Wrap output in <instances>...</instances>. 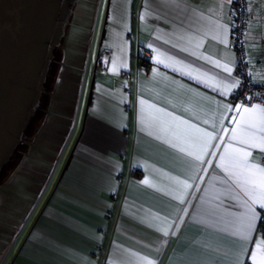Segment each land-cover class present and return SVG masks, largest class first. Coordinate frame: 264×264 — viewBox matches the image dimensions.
I'll list each match as a JSON object with an SVG mask.
<instances>
[{
    "label": "crops",
    "instance_id": "crops-1",
    "mask_svg": "<svg viewBox=\"0 0 264 264\" xmlns=\"http://www.w3.org/2000/svg\"><path fill=\"white\" fill-rule=\"evenodd\" d=\"M177 3L179 7L165 6L159 0H108L103 34L76 87L59 90L58 64L39 124L15 166L0 182L1 206L7 188H18L15 182L19 174L31 173L23 177L30 178L28 188L20 186L22 190L9 193L25 204V211L10 229L8 240L0 241V264H234L238 257L247 262L244 249L253 243L234 236L230 228L235 219L230 213L242 211L231 198L239 190L224 182V173L215 166L223 144L216 149L217 156L203 157L211 164L198 163L187 152H199L206 138L181 122L224 135L227 141L230 131H218L232 127L224 104L234 108L240 102L234 99V92L220 96L186 76L153 64L151 56L159 54L146 47L154 44L224 78L217 82L201 77L209 83L223 86L233 78L239 81L232 2ZM147 7L153 15L142 20ZM246 8L244 55L251 81L262 84L264 0H246ZM201 16L204 19H198ZM216 24L228 28L219 38H214ZM189 35L202 40L203 46L194 49L197 55L229 64L232 76L162 42L168 39L188 46L180 37ZM157 36L161 39H155ZM121 61L127 64L126 69L120 67ZM140 62L146 69L140 68ZM153 67L158 69L156 73ZM70 91L71 96L63 95ZM152 105L180 117L176 121L165 118L171 130L161 139L155 138L158 130L149 126L153 115H161ZM165 138L177 147L165 143ZM45 139L55 155L42 178L32 174L30 165L35 167L41 160L40 144ZM180 147L185 151H179ZM258 155L253 153L254 158ZM199 168H207V172ZM146 177L149 183H141ZM176 180L198 186L186 189L184 204L174 199L185 191ZM256 210L264 217V210L258 206ZM262 225L256 224L253 242L262 238ZM162 229L170 234L165 237Z\"/></svg>",
    "mask_w": 264,
    "mask_h": 264
},
{
    "label": "snow or ice",
    "instance_id": "snow-or-ice-1",
    "mask_svg": "<svg viewBox=\"0 0 264 264\" xmlns=\"http://www.w3.org/2000/svg\"><path fill=\"white\" fill-rule=\"evenodd\" d=\"M160 3L165 6L172 5L179 7L177 0H159ZM232 0H228L231 3ZM153 11L150 7L146 8V15L142 14L141 19L144 20L148 16H152ZM158 15V14H157ZM195 17V13L192 14ZM202 20L204 17H199ZM190 22H194L192 17L189 18ZM228 30L226 25H215L216 36L219 38L226 33ZM207 35V32H204ZM188 46H181L173 43L168 39H164V44H170L171 47L177 48L180 52L187 53L193 56L195 59H203L205 63H211L213 67L221 69L227 73L228 77L232 76V67L229 64H221L219 60H216L210 56L204 54L197 55L194 49L202 47V40L199 36L189 35L186 38ZM155 39H161L157 36ZM223 42L227 44V40ZM152 53H158V55H152L151 61L155 65H162L166 69H171L172 72L178 73L180 76H186L190 80H194L197 84H201L204 87L210 88L211 90L218 93L220 96L227 97L231 95L240 85L238 80L234 78L227 81L223 86H218V83H209V79H202V76L216 79L217 82L224 79L219 76H213L212 73L206 71L203 68L197 67L195 64L190 63L187 60H183L178 56L173 55L171 52H167L164 49H158L154 44L146 45ZM193 49V50H190ZM176 65H181L177 67ZM113 66L115 68V59L113 60ZM120 67L127 68V64L121 61ZM153 73H156L158 69L153 67ZM198 73L194 75L193 73ZM264 84V81H261ZM247 99H251L248 97ZM141 104L145 101L141 100ZM156 113L161 115H153L151 117L150 127L156 128L158 134L156 139H161V135H167L171 130L169 120L171 121L180 120V117L174 116L171 112H166L164 108H158L152 105ZM224 108L227 109L231 114V119L228 121L232 125L231 129L222 127L218 131L221 133H229L227 141H225L224 135H216L213 132L207 131L206 129L200 128L195 124H189L188 121H181L187 124L190 128L195 129L196 133L201 134V137L206 138L204 141V147L199 152H187V155L192 156L195 161L200 164H211L210 159H203L205 156L215 157L218 155L216 149L221 147L223 144V151L219 153V162L215 165L226 177V181L231 182V186L234 189H238L237 195L231 197L236 202L242 211L236 213H230L235 217L234 221L230 222V228L234 236L239 237L244 242L253 243L251 248H245L244 252L247 253V262L240 259L239 257L234 261V264H264V229L261 230L262 238L257 239L253 242V233L256 229V224L264 223V217L257 212V206L264 210V164L259 161H264V105L255 103L251 106H247L244 103L235 104L234 108L230 104H224ZM204 123H208L205 121ZM149 132V135H152ZM215 140L213 144L211 141ZM165 143H169L171 147H177V144L164 139ZM206 149H211L208 151ZM184 152L185 149L180 147L178 149ZM257 152L259 155L253 157V153ZM202 153V154H201ZM198 171L207 172V168H199ZM194 179H203V177H194ZM141 183L148 184L149 180L146 177ZM178 186L182 185L185 191L182 195H176L174 199H178L181 204L185 203L184 197L188 195L186 189L198 187L192 184H188L186 181L176 180ZM242 193V196L240 195ZM187 212V209H184ZM182 219V217H181ZM168 228H172V225H168ZM163 235L167 237L170 233L167 230H163ZM148 264H155L154 261H149Z\"/></svg>",
    "mask_w": 264,
    "mask_h": 264
},
{
    "label": "water",
    "instance_id": "water-1",
    "mask_svg": "<svg viewBox=\"0 0 264 264\" xmlns=\"http://www.w3.org/2000/svg\"><path fill=\"white\" fill-rule=\"evenodd\" d=\"M74 1L0 0V171L39 105Z\"/></svg>",
    "mask_w": 264,
    "mask_h": 264
},
{
    "label": "rangeland",
    "instance_id": "rangeland-1",
    "mask_svg": "<svg viewBox=\"0 0 264 264\" xmlns=\"http://www.w3.org/2000/svg\"><path fill=\"white\" fill-rule=\"evenodd\" d=\"M107 1L108 0H75L73 2L71 13L64 25L65 34L63 36L65 38L60 41L58 48L55 50L46 73L45 84L42 90L45 96L43 98L40 96L39 100V105L41 104L42 107L45 106L44 101L46 102V94L54 79L58 64L59 72L56 82L60 87L59 90L63 92L77 86L78 76L79 74L81 76L88 60L92 59L95 55L97 44L103 34ZM95 4L97 5L94 6ZM54 61H56V63ZM71 92L72 91L63 95L69 97L72 95ZM55 101H57V98ZM38 112L39 110L37 109L30 118L29 124H33L29 127L27 126L28 128L25 130L22 137V143L18 145L16 149L17 152L13 154L9 161V165L4 168L0 175V182L7 177L10 170L21 157L25 149V142L30 141L32 132L39 124L40 117L35 115ZM49 136L52 137L53 134L50 132ZM40 145L43 147L41 160L38 161L35 167L30 165V169L33 171L32 174L43 178L53 161L55 150L53 148L51 149L46 139L42 141ZM68 157L69 155L66 157L64 165L67 163ZM30 174V172L25 171L19 174L15 182V186H18V188L16 189L14 186L8 187L6 193L3 194V203L0 206V241L8 240L9 234L11 233L10 229L16 226V221L22 217L25 211V204L22 201L16 200L13 195L10 196L9 193H16L18 190H22L20 186L28 188V181H30V178L23 179V177L29 176Z\"/></svg>",
    "mask_w": 264,
    "mask_h": 264
},
{
    "label": "built area",
    "instance_id": "built-area-1",
    "mask_svg": "<svg viewBox=\"0 0 264 264\" xmlns=\"http://www.w3.org/2000/svg\"><path fill=\"white\" fill-rule=\"evenodd\" d=\"M234 21L232 25L233 46L236 53L235 73L239 78L240 85L234 91L233 97L240 103L264 104V84L251 81L250 72L244 55L245 30L247 24L246 0H232ZM140 68L146 69L144 62H140ZM251 97V99H247Z\"/></svg>",
    "mask_w": 264,
    "mask_h": 264
},
{
    "label": "trees",
    "instance_id": "trees-1",
    "mask_svg": "<svg viewBox=\"0 0 264 264\" xmlns=\"http://www.w3.org/2000/svg\"><path fill=\"white\" fill-rule=\"evenodd\" d=\"M140 59H141V61H143V59H142L141 57H140ZM54 62L56 63V61H54ZM44 84H45V83H44ZM41 96H42V98L45 96L44 92H42V95H41ZM40 103H41V102H40ZM43 105H44V104H43ZM37 109L39 110L40 113L38 112V113H36L35 115H36L37 117H41L42 112H43V110H44V107H42L41 104H40V105H37ZM37 109H36V110H37ZM39 119H40V118H39ZM32 124H33V123H32ZM32 124H29L28 127L31 126ZM28 127H27V128H28ZM27 128H26V129H27ZM27 142H28V141H27ZM27 142H25V144H27ZM20 143H22V141H21ZM25 146H26V145H25ZM16 152H17V150H15L14 153H16ZM12 156H13V155H12ZM11 158H12V157H11ZM11 158H10V160H11ZM10 160H9V161H10ZM7 165H9V162H8L7 164H5L4 167L1 169V171H0V175L2 174L4 168H5ZM8 174H9V173H8ZM262 229H264V225H262Z\"/></svg>",
    "mask_w": 264,
    "mask_h": 264
}]
</instances>
